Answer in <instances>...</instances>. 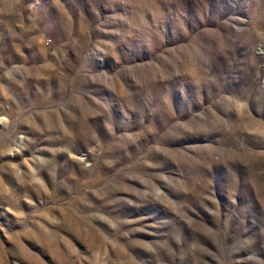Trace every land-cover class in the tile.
I'll use <instances>...</instances> for the list:
<instances>
[{"label": "rangeland", "instance_id": "374dc122", "mask_svg": "<svg viewBox=\"0 0 264 264\" xmlns=\"http://www.w3.org/2000/svg\"><path fill=\"white\" fill-rule=\"evenodd\" d=\"M0 264H264V0H0Z\"/></svg>", "mask_w": 264, "mask_h": 264}]
</instances>
